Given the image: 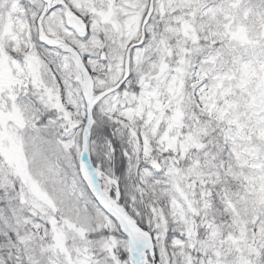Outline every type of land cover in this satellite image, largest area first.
Wrapping results in <instances>:
<instances>
[{
  "label": "snow or ice",
  "instance_id": "obj_1",
  "mask_svg": "<svg viewBox=\"0 0 264 264\" xmlns=\"http://www.w3.org/2000/svg\"><path fill=\"white\" fill-rule=\"evenodd\" d=\"M0 264H264V0H0Z\"/></svg>",
  "mask_w": 264,
  "mask_h": 264
}]
</instances>
